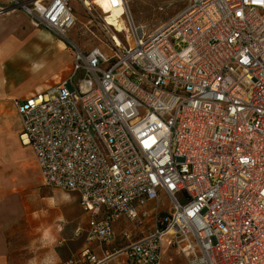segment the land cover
Instances as JSON below:
<instances>
[{
    "label": "built area",
    "instance_id": "built-area-1",
    "mask_svg": "<svg viewBox=\"0 0 264 264\" xmlns=\"http://www.w3.org/2000/svg\"><path fill=\"white\" fill-rule=\"evenodd\" d=\"M72 3L88 18V48L67 38ZM185 3L150 34L126 0L111 4L127 8L124 41L96 0L0 7L73 55L64 77L15 108L44 184L76 194L88 217L75 236L103 248L118 221L150 224L135 241L122 231L129 244L102 258L84 250L64 264H161L171 248L186 264H264V0Z\"/></svg>",
    "mask_w": 264,
    "mask_h": 264
},
{
    "label": "rangeland",
    "instance_id": "rangeland-1",
    "mask_svg": "<svg viewBox=\"0 0 264 264\" xmlns=\"http://www.w3.org/2000/svg\"><path fill=\"white\" fill-rule=\"evenodd\" d=\"M126 1L134 24L145 27L148 34L182 11L186 5V0ZM96 3L103 9L102 14L106 16L107 24L116 26L119 38L124 41L128 34L122 30L127 26L117 21V18L123 14V8L122 6L112 8L111 5L118 3V0H96ZM74 7L77 12V21L67 38L83 48H88L91 42L85 41L82 37L85 36L84 26L88 18L77 4H74ZM159 7H163V11H158ZM92 13L94 16H101L97 10L93 9ZM109 13L110 15H107ZM20 24L23 30L22 41L29 45L24 50V60L22 59L15 66L24 68L25 66L31 67L33 64L34 70L42 76V80L36 81V85L40 82L49 85L55 81L56 76H65L72 61L69 45L53 34L32 28L25 21ZM67 60L70 63L66 68H61L63 64H67ZM52 64L55 71L48 73ZM43 74L48 75L47 78L43 79ZM37 77L34 74V78ZM19 126L20 118L12 106L7 104L0 108V217L3 221L2 226L6 230L12 251L21 264H59V260L63 261L70 257L74 249L83 243V237L76 238L74 233L84 226L86 216L79 206L77 196L44 184L32 149L23 147L19 143ZM5 134L8 138L15 139L16 145L6 141ZM160 201L161 215H166L170 203L163 194L160 195ZM119 225L118 233L125 231L129 234L130 241L142 237L150 227V224L138 227L135 223L123 219L119 221ZM128 244V241L120 240L118 236L109 249L111 251L121 249ZM56 246L61 247L57 249ZM121 260V257L117 259L118 262ZM111 264H116V261ZM162 264H186V259L170 249Z\"/></svg>",
    "mask_w": 264,
    "mask_h": 264
},
{
    "label": "crops",
    "instance_id": "crops-1",
    "mask_svg": "<svg viewBox=\"0 0 264 264\" xmlns=\"http://www.w3.org/2000/svg\"><path fill=\"white\" fill-rule=\"evenodd\" d=\"M5 5H6V0H0V7H3ZM72 5H73V8L75 10V15H76L77 12L74 7V3H72ZM81 10L83 9L81 8ZM106 11H107V8H106ZM23 21L29 24L28 18L19 11H13L11 14L7 16L0 17V108H3L7 104H9L15 109V111H16L15 103L17 101H22L32 96L36 92L44 91L50 85L54 84L60 78L64 77V76H59V77L56 76L55 81L49 85H44L41 82L39 83V85H36L35 84L36 81H41L42 76H41V73H37V70L36 71L34 70L33 64L31 65V67L25 66L24 68H21L22 66H18L21 69L15 66L16 63L22 61L23 56H24L23 55L24 50L29 45L28 43L24 44L22 41L23 30L21 28L22 26L20 23ZM62 44H61V47L62 49H64V46ZM71 55H72V52H71ZM71 58H73V55ZM67 61H68L67 64H63L61 68L67 67L68 63H70L69 60ZM53 64L50 67V69L47 71L48 73H54L55 69L53 68ZM34 74L37 75L38 77L34 78ZM47 76L48 75H44L43 79L47 78ZM20 129H21V122H20L18 134L20 132ZM6 141H9V143L12 142L14 145H16V140L13 138L7 137ZM71 194L77 196L74 193H71ZM78 202H79V198H78ZM85 216H86V222L84 226L82 228H78V229H81L82 231L86 229V226H87L88 217L87 215ZM2 225H3V221H2V218L0 217V264H21L17 256H15L12 251L13 249L12 245L8 242L6 230ZM120 225L118 221L114 225V231L116 234V238L120 236V240H122L121 238L122 231L119 233L117 231ZM75 237L76 238L83 237V243L81 244L80 247H76L74 249V252L70 255V257H68L67 259H64L63 261L59 260V264H64L65 262L69 260H75V261L79 260L80 254L84 250H89L92 254L100 258L104 256L105 251L107 250L111 251L109 249L110 245L107 247L100 248L95 244L87 243L84 232H81L79 236H75ZM115 241L113 243H115ZM73 245H76V244H73ZM56 247L57 249H59L61 246H56ZM169 250L170 249L165 250L164 255L162 257L161 264L163 263V259L167 255ZM170 260L171 259H169V261Z\"/></svg>",
    "mask_w": 264,
    "mask_h": 264
},
{
    "label": "bare ground",
    "instance_id": "bare-ground-1",
    "mask_svg": "<svg viewBox=\"0 0 264 264\" xmlns=\"http://www.w3.org/2000/svg\"><path fill=\"white\" fill-rule=\"evenodd\" d=\"M123 3V2H122ZM126 3H127V1H126ZM125 3H123V5H124ZM126 5V4H125ZM122 8H123V10H122V12L123 13H125L127 10H125V9H127L126 8V6H122ZM10 13H7V14H5V15H3V16H7V15H9Z\"/></svg>",
    "mask_w": 264,
    "mask_h": 264
},
{
    "label": "water",
    "instance_id": "water-1",
    "mask_svg": "<svg viewBox=\"0 0 264 264\" xmlns=\"http://www.w3.org/2000/svg\"><path fill=\"white\" fill-rule=\"evenodd\" d=\"M7 10H9V9L7 8Z\"/></svg>",
    "mask_w": 264,
    "mask_h": 264
}]
</instances>
